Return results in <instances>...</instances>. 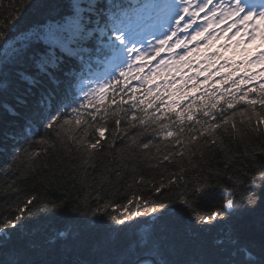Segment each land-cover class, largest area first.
I'll return each mask as SVG.
<instances>
[{
  "label": "snow or ice",
  "instance_id": "1",
  "mask_svg": "<svg viewBox=\"0 0 264 264\" xmlns=\"http://www.w3.org/2000/svg\"><path fill=\"white\" fill-rule=\"evenodd\" d=\"M28 2L31 4V0ZM212 4L213 0H197V11L190 12L192 0H179L178 3L176 0H62L43 20L35 23H26V13L16 6H12L6 16H0V127L5 129L0 140V156L4 158L0 171L6 178L5 191H14L19 200L22 191L18 184L29 178L35 180L37 176H41L42 183L48 187L69 184L73 188L77 184L95 187V178L89 176L87 169L92 167L95 170L92 162L108 143L105 133L109 132L108 120L113 117L116 131L111 134L115 136L122 132L129 140L127 159L142 156L149 167L163 169L160 183L153 184L155 199L133 196L123 206H114L108 201L101 203L103 197L97 196V205L91 207L87 196L81 200L77 195L75 206L70 208L75 214L73 219L81 215L93 218L79 220L82 226L95 227L107 217L108 221L122 227L112 229L114 235L93 252L71 259L38 253V246L28 238L26 222L36 212L61 214L73 203L72 193L66 191L64 198L58 200L45 199L35 193L28 195L16 205L14 215L5 213L0 217V264H264V142L258 146L245 143L235 151L225 150L217 167H209L206 174L204 167L191 159H203L206 147L224 145L222 135L229 142L233 134L241 141L249 133L254 134V140H260L264 136V112H257L254 106L259 104L264 109V86L260 89L262 95L249 101L251 113L247 110L240 113L242 117L246 116L242 124L247 127L243 131L234 120L237 113L228 114L221 108L218 119L213 112L220 99L228 109L238 102L235 94L232 99H226L227 91L199 113L215 123L198 118L192 104L175 113V119L169 115L173 112L171 105L162 112L159 107L156 112H149L155 106V101L148 99L154 95L151 88L145 89L142 100L135 96L139 89H131L128 101L133 103L128 109L123 107L127 102L123 96L119 100L116 98L128 87V77L140 80L145 65L166 49L173 56L167 63L189 62L192 52L202 51V48L183 55L176 49H187L189 43L198 39H206L208 44L204 47L210 46L219 36L205 35L214 24L219 27L231 20L226 29H221L224 36L236 29L233 38L246 35L249 43L256 38L264 40V0H217L216 7L210 8ZM201 12L211 14L210 18L205 17L203 26L196 22ZM186 16L191 19L186 21ZM145 17L156 21L160 29L168 25L167 31H160L157 35L146 30L141 23ZM181 31L188 32V35L180 38L177 34ZM213 59L223 57L209 58V67L213 66ZM102 62L112 71L101 79L95 77L93 65ZM252 62L264 63V52ZM161 65L167 66L163 59L158 70ZM227 66V60L220 65L221 68ZM233 67L238 69L235 64ZM149 71L151 73V69ZM155 75L151 73L142 83H151ZM233 75L229 72L220 82L227 83ZM247 75L252 78L251 74ZM232 84L239 87L236 80H232ZM247 96L245 92L241 99ZM165 118L169 123L163 122ZM122 120L127 122L126 128H121ZM186 122H194L187 131ZM131 129H136V133L130 134ZM149 131L152 136L147 135ZM161 134L163 148L153 139ZM36 144L53 149L59 144L69 153V163L66 165L61 161L50 167L44 161L48 175L42 176L37 171L41 151L34 150ZM177 145L180 151L176 150ZM42 151L47 155L48 147ZM73 152L83 155L78 165L71 160ZM177 156L181 161L188 157V164L197 171L194 180L184 179L187 169L183 167L179 172H169L170 166L177 165ZM112 158L116 160L115 155ZM124 160L125 156L121 155L110 170L106 169L107 175L102 176L101 181L110 183L111 175L122 179L117 165L123 164ZM164 174H167L166 182ZM90 179L92 185H89ZM139 182L144 183L143 175L139 176ZM165 189L173 195L164 194ZM217 189L219 205L210 211H202L201 206L214 199ZM110 208L121 210L119 214H112ZM180 214L194 217L202 228L223 225L227 230L213 242L206 254L195 259H181L167 229V221ZM257 214L262 240L257 258L249 259L252 249L241 244L234 222L246 215ZM138 217L151 219L137 220ZM128 230L132 234L124 235ZM70 235L61 231L56 234V239L64 243L62 238ZM49 247H52L51 243ZM234 254L243 259L235 260Z\"/></svg>",
  "mask_w": 264,
  "mask_h": 264
},
{
  "label": "trees",
  "instance_id": "2",
  "mask_svg": "<svg viewBox=\"0 0 264 264\" xmlns=\"http://www.w3.org/2000/svg\"><path fill=\"white\" fill-rule=\"evenodd\" d=\"M62 0H31L29 4L28 0H0V16H6L8 10L12 6H16L26 13L24 19L26 23H35L43 20L49 12L55 8L58 3ZM28 5L27 8L24 6ZM112 71L106 63H100L98 65H93V73L95 77H101ZM233 72L234 75L231 79L227 80V83H221L222 79L227 77V74L223 75L219 79L210 80L203 79L197 81H186L175 83L166 87H154L149 84H140L135 82L132 78H127L128 87L117 95V100L120 96H123L124 100L127 101L123 104L124 109H128L133 103V101H128V96L131 95V89H139L135 93L137 100H142L145 98V89L151 88L154 95L148 96L149 100L155 101V106L149 109V112H156L157 107H159L160 112L164 111L167 106L171 105L173 107V112L169 113L170 116L175 119V113L183 111L188 105H194V110L197 112L198 118L203 120H209L210 123H215L209 117H201L199 115L203 107L210 105L215 100H218L222 93L227 91L228 95L226 99H232L233 94H235L236 101L234 102V107L228 109L224 100L220 99L217 107L213 110L214 114H217L219 119V113L221 108H223L228 114L232 112L237 113L234 120L238 128L242 131L247 127L246 124H242V121L246 120V116H241L240 113L247 112L251 113L252 106L249 101L257 100L261 95V87L264 86V69H253L250 65H243L241 69ZM118 75V72L116 73ZM251 74V79L249 75ZM241 79L244 83H239ZM232 80H236L239 84L237 88L232 84ZM196 86V87H194ZM252 91H249V90ZM247 92L248 96L246 99H241L243 93ZM156 97H160L159 100ZM110 102V101H109ZM141 107H144L141 105ZM255 110L257 112H264L259 104H256ZM157 112V115L160 114ZM138 115L140 113H137ZM69 115H72L69 113ZM121 115H123L121 113ZM115 117L108 120L107 127L109 132L105 133V138L108 143L105 145V149L102 150L92 162L95 165V170L92 167H88L87 171L91 178H95V187L81 186L77 184L76 188H73L70 184L65 187H48L42 183V177L37 176L35 180L29 178L18 184V187L22 191V195L17 199V194L8 190L5 191V180L6 178L2 175L0 171V217L5 213L12 216L16 212V205L21 203L28 195L33 193L41 196L45 199H61L64 198L66 191L72 193L73 203L69 205V208L63 209L61 214L51 215L47 212H36L35 215L28 220L27 223V235L28 238L33 240L38 246L36 251L45 256H51L52 258H64L71 259L77 256L88 255L97 249L102 243H105L109 236L114 235L112 229H118L122 226L115 225L113 222L108 221L107 217H104L103 223L96 225L92 228H85L78 221L85 219H93L90 216H79L78 219H73V214L70 208L75 206L76 196L79 195L81 200L85 199L87 196V202L91 207L97 205V196H102L103 200L101 203L108 201L114 206L119 204L123 206L129 199L133 196H144L145 198L152 197L155 199L156 194L153 192V184H159L162 177L161 173L163 169L157 170L148 166L142 156H137V158L129 160L127 159L128 150L126 145L129 140L124 136V134L118 133L113 136L111 133L115 132L113 125V120ZM169 123L167 118L163 121ZM178 123V121H177ZM194 122H186V131L188 127H191ZM127 122L121 121V128H126ZM199 127V125H196ZM5 129L0 127V140L3 139V132ZM130 134H135L136 129L129 130ZM218 134L220 131L218 130ZM148 136H152L151 131L147 133ZM253 135L249 133L244 137V140L236 139L233 134V139L231 142L228 141L227 137L222 135L221 138L225 140L224 145H212L204 149V156L201 160H196L192 157L193 163H198L205 169V174L207 173L209 167L215 169L217 167V162L223 158V152L225 150L235 151L237 147H243L246 143L251 146L255 143L257 146L264 142V136L260 137V140H254ZM143 138V137H142ZM38 139V137H37ZM154 142L160 144L163 148L162 134L159 137H153ZM26 147V145H25ZM44 147H48V153L45 155L42 151ZM74 147V146H73ZM35 151H41V156L37 158V163L40 167L37 169L42 176L48 175V168L43 166V162L47 161L50 167L55 166L59 162L63 161L66 165L69 163L70 156L69 153L64 150L59 144L53 149L50 146L36 144ZM176 150L180 151V147L177 145ZM153 153L155 149L152 150ZM113 155L116 156V160H113ZM121 155L125 156L123 164L117 165L121 169L122 179H117L114 175L109 176L110 183L101 181V177L107 175L106 169L110 170L112 165L120 160ZM83 159L82 154H76L73 152L71 154V160L75 164L81 163ZM177 165L175 167L170 166L169 172H179L181 167L187 169L184 174L185 180H194L197 171L193 169L188 164V157H185L183 161L179 156L176 157ZM4 158L0 156V170L3 168ZM143 175L144 183L139 182V176ZM167 174H164V179L166 182ZM151 181V183H149ZM182 183V182H181ZM93 184V180H89V185ZM102 184V190H101ZM224 186H227L225 183ZM183 190V189H181ZM164 194L173 195L172 192H168L167 189L164 190ZM219 189H217V194L210 203L202 205V211H210L213 207L218 206L220 203ZM177 207H183L182 205H176ZM121 209L117 208L115 211L109 209L112 214H119ZM134 210V209H133ZM143 210V209H141ZM150 211V210H149ZM150 217H138L137 220H150ZM237 224L239 238L242 245H248L252 249V256L249 259H256L257 253L260 250L261 245V232L259 227V215L256 216H244L239 221L234 222ZM144 227L143 225L140 226ZM168 236L171 241L175 244L178 250V257L181 259H195L210 251L213 242L221 237L227 230L225 226L221 225L216 228H202L199 222L195 221L194 217L188 216L186 214H180L171 217L167 221ZM64 231L70 233V236L62 238L65 242L60 243L56 239V234L58 232ZM131 230H128L124 235H131ZM51 243L52 247H49ZM234 259L237 261L243 258L234 254Z\"/></svg>",
  "mask_w": 264,
  "mask_h": 264
},
{
  "label": "rangeland",
  "instance_id": "3",
  "mask_svg": "<svg viewBox=\"0 0 264 264\" xmlns=\"http://www.w3.org/2000/svg\"><path fill=\"white\" fill-rule=\"evenodd\" d=\"M166 26H167V25H165L164 28H165ZM173 29H174V25H173ZM249 31H251V28L249 29ZM244 36H246V35H244ZM260 52H264V50H263V49H260V50H259V53H260ZM259 53H258V54H259ZM258 54H256L255 56H257ZM253 58H254V57L251 56V59H253ZM161 59H162V58L157 57L155 60H152L151 63H150V65H149V68H150V69L158 70V65H159ZM170 59H173L172 53H170L169 58H168L167 60H164V61L166 62V65H167V66H163V65H161L160 68H159V70H163V69L171 70V67H172V66H176V65H177V64L167 63ZM174 59H178V58L174 57ZM198 63H199V66H200V70H203V64H202V62H198Z\"/></svg>",
  "mask_w": 264,
  "mask_h": 264
}]
</instances>
